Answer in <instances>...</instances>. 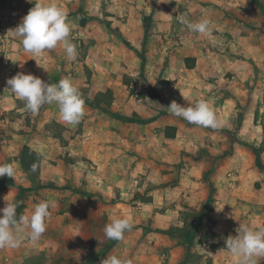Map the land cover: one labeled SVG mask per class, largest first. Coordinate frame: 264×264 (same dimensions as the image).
Instances as JSON below:
<instances>
[{"label":"crops","instance_id":"crops-1","mask_svg":"<svg viewBox=\"0 0 264 264\" xmlns=\"http://www.w3.org/2000/svg\"><path fill=\"white\" fill-rule=\"evenodd\" d=\"M56 2L68 14L70 39L95 35L89 27L96 19L85 14L86 8L70 0ZM238 4L237 0H209L207 5L198 3L200 8L195 5L191 9L188 5L186 10L175 3L158 8L157 20L152 23L148 14L147 20L120 26L130 44L128 55L137 64L124 72L130 86L116 83L110 72L102 82L97 54L90 52L81 59L77 54L70 60L62 45L37 56L43 65L38 66L20 38L11 33L3 37V26L17 27L34 3L6 0L0 5V57L6 54L10 58L9 71L0 65V164L14 165L12 182L26 194L22 215L30 216L42 200L54 205L41 238L34 242L21 233L20 247L0 249V264H22L50 247H62L70 259L74 257L70 247L77 248L76 257L79 252L83 258L93 255L96 264H101L105 256L118 255L117 248L125 258L135 245L130 239L135 232L144 234L145 244L151 243L160 255L153 264H182L183 250L186 255L190 245L173 238L176 233L153 235L159 229L183 226L181 212L188 207L209 212L204 216L216 221L218 232L228 235H237L240 223L264 227V169L252 167L250 162V172H244L242 159L247 155L253 161V152L231 132L234 115L229 93L236 87L231 74L235 75L244 61L237 55L252 36L251 19ZM194 9L196 19L191 18ZM183 15L193 22L209 19L211 36L190 31L179 21ZM82 19L85 25H81ZM149 26L155 34H150ZM86 68L93 69V83L87 82ZM19 72L50 84L70 78L85 100L81 121L63 123L55 103L42 106L37 114L28 112L7 85ZM108 90L113 92L111 105L97 104V94ZM174 100L184 106L199 100L209 102L223 126L205 128L171 115L167 106ZM167 127H175L173 136L166 134ZM25 145L42 153L34 178L21 165ZM8 195L10 201L17 202L12 194L1 191L0 208ZM115 216H129L134 223L123 242L104 235L106 224ZM262 261L264 258L258 264Z\"/></svg>","mask_w":264,"mask_h":264},{"label":"rangeland","instance_id":"rangeland-1","mask_svg":"<svg viewBox=\"0 0 264 264\" xmlns=\"http://www.w3.org/2000/svg\"><path fill=\"white\" fill-rule=\"evenodd\" d=\"M237 1L239 3L238 7L242 8L246 16L251 19L248 26L252 29L250 30L252 36L250 41L244 44V46H246L244 51L240 55L237 53V56H242L244 61H242L238 67L235 75L231 74V77L234 76L236 86L235 91L229 93L230 97L233 99L232 114L234 115L231 132L236 138L240 139L249 150L252 151L251 146L253 145L258 146L261 152V160L264 165V21H261L264 19V12L262 9L264 0ZM70 2L80 3L83 8L87 9L85 14H91L90 17L96 19V22L89 27V31L95 33L93 37H85V39H79L78 37L71 38V42L76 45L78 58L81 59L90 52L92 56L97 54L96 56L100 57V59L97 60V65L99 69L102 70V76L100 77L102 82L107 77V72H110L111 76L117 80L116 83L120 81L124 83V76L129 78L126 73L124 74L125 69L130 65L137 64L128 55L130 44L120 26L128 22L130 24H136L137 21L141 22L144 18V20H147L146 16L148 14V21L152 23L157 20L158 15L155 12L158 8H170L173 7L175 3L179 4L181 7L186 6L185 9L188 10V5H191V9L195 5L198 6V3L199 5H207L209 0H171L170 3H158L157 0H70ZM196 11L197 9H194V13L191 14L192 19H196L194 16ZM94 12L95 15H93ZM107 24H109L110 27ZM150 28V34H155L156 31L153 30L151 26H149V29ZM86 74L88 78L87 82L93 83L95 81L93 79V69L86 68ZM120 88H124L125 90L123 85H120ZM241 131L245 132L244 135H239ZM244 158L245 159L242 160L247 169V171L244 172L247 174L250 172V162L253 163L252 167L257 166L255 154L253 152V161H250L247 155H244ZM236 174L238 175L237 170ZM6 178H8V176L0 177V188L5 184ZM234 180H237V176L234 177ZM245 189V192L252 196L249 188ZM1 191H3L4 194H12L14 200L18 203H20L18 198L19 195L24 200L26 197L25 192L23 193L22 189L13 182L9 187L0 190V192ZM254 193L256 194V191ZM6 198L9 200L10 196L8 195ZM145 198L148 199L150 197L146 196ZM17 202L15 203L17 204ZM5 206L6 202L2 204V208ZM210 209H212V205ZM206 214L208 216L209 212ZM207 216L203 217L202 225L198 227L190 238H182L178 234L173 235V238L176 237L180 240L179 242L183 240L192 247L187 246V248H190L189 256H186V251L183 250L182 264H235V258L232 257L230 252L225 248L226 239L233 235H228L227 232H218L216 221ZM161 233L162 232L157 231L153 236L159 237ZM130 239L134 240L135 245L132 246L131 252H129L125 258L131 259L133 264H153L157 263L159 258L161 259L158 252L153 251L151 248V243L145 244L147 237L144 234L138 236L135 232L131 235ZM121 242H123V240ZM61 249L62 247L54 249L50 247L42 250L38 253L40 256L39 261L44 264H96L93 255L83 258L82 253L79 252L76 257L77 251H79L77 248L70 247L71 253L74 254L73 259L66 258L65 254H67V252ZM116 250L119 256L123 255L119 248ZM141 255H144V258ZM75 258L77 259L74 262ZM106 258L107 256L104 257V259ZM259 264H264V262L262 261Z\"/></svg>","mask_w":264,"mask_h":264},{"label":"clouds","instance_id":"clouds-1","mask_svg":"<svg viewBox=\"0 0 264 264\" xmlns=\"http://www.w3.org/2000/svg\"><path fill=\"white\" fill-rule=\"evenodd\" d=\"M34 3L21 23L12 31L16 38H20L23 49L32 53V58L39 56L46 50L55 49L62 45L67 57L75 60L76 45L71 42V23L67 19L66 10L56 0H29ZM170 3L171 0H157ZM180 23L190 31L204 37L212 34L211 21L201 19L190 21L186 15L179 16ZM38 66H43L37 60ZM46 70V69H45ZM8 89L24 102L25 109L37 114L42 106L55 103L59 109V118L66 125L78 124L85 115V100L78 86L70 78H62L57 84H50L33 74L17 73L7 80ZM183 95V93H182ZM184 96V95H183ZM169 113L182 117L190 124L219 129L223 126L214 108L205 100H199L188 106L181 105L175 100L167 106ZM42 153H38V156ZM38 165L33 163L31 171L36 172ZM15 178V168L12 163L0 164V177ZM6 206L0 208V249L18 248L23 242L24 233L32 241H38L46 231V221L50 216V208L54 205L47 200L37 203L31 215H21L17 218L18 205L5 197ZM134 223L129 216H115L104 228V235L108 240L120 241L127 231H131ZM25 229H30L24 232ZM237 235L226 239V249L235 258V264H258L264 258V227L254 228L249 224L240 223L236 229ZM101 264H133L131 259L118 255H107Z\"/></svg>","mask_w":264,"mask_h":264},{"label":"trees","instance_id":"trees-1","mask_svg":"<svg viewBox=\"0 0 264 264\" xmlns=\"http://www.w3.org/2000/svg\"><path fill=\"white\" fill-rule=\"evenodd\" d=\"M5 1L6 0H0V5L4 4ZM262 9L264 12V5H262ZM85 23H86V20L82 19L81 25H85ZM107 25L109 26V24H107ZM139 57L141 58L142 61H145V57L142 53H139ZM187 62H188V60H187ZM187 65L189 67H192L193 64L187 63ZM123 81L128 86L131 85V81L129 80V78L127 76H124ZM134 91H135L134 88L131 87L130 92L134 93ZM112 101H113V92L111 90H108L106 92H99L96 96L97 104L102 103V104L110 106ZM170 130L172 131V133H170ZM165 132L167 135L173 136L175 134V127H167L165 129ZM251 149L255 154L257 167H259L260 169H264V165H263L262 160H261L260 149L256 145L251 146ZM38 153L39 152L33 150L28 145H25L23 147L22 152H21L20 161H21L22 168L26 172H28L33 178L36 175H38L39 170H40L41 161H42V155L38 156ZM33 163H36L38 165V169L36 172L31 171V165ZM11 183H12V178L11 177L6 178L5 184L0 188V190L6 189L7 187H9L11 185ZM18 198L20 200V203L17 202V205H18L17 213H16L17 218H19L23 214V209L25 207L24 199L20 195L18 196ZM204 215H206L204 211L188 207L186 210H183L181 212V220L183 221V226H181V227L173 226V227L166 229V230H160L159 229L157 231H160L162 233H167V234H175L176 233L182 238H189L190 235H193L194 232L198 229V227H200L202 225ZM40 252L41 251L27 257L23 264H44L43 262L39 261L40 256L38 253H40ZM189 255H190V252L187 251L186 256H189Z\"/></svg>","mask_w":264,"mask_h":264},{"label":"built area","instance_id":"built-area-1","mask_svg":"<svg viewBox=\"0 0 264 264\" xmlns=\"http://www.w3.org/2000/svg\"><path fill=\"white\" fill-rule=\"evenodd\" d=\"M4 27V33H3V37H9V33H11V34H13V29L15 28V27H11V26H3ZM0 65L6 70V71H9V69H10V58H9V56H7L6 54L5 55H3V56H1L0 57ZM3 143L6 145L7 144V142L4 140L3 141Z\"/></svg>","mask_w":264,"mask_h":264}]
</instances>
